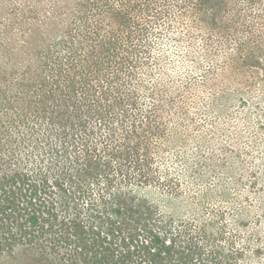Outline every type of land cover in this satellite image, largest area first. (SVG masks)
Returning <instances> with one entry per match:
<instances>
[{"label":"trees","instance_id":"16d2710c","mask_svg":"<svg viewBox=\"0 0 264 264\" xmlns=\"http://www.w3.org/2000/svg\"><path fill=\"white\" fill-rule=\"evenodd\" d=\"M26 1L15 3H22L20 26H30L20 48L32 55L16 78L0 69V107L34 105L40 114L32 122L51 134L36 140L49 141L54 160L43 169V161L38 166L22 156L31 153L1 146L11 156L0 162V254L22 248L34 254L32 264H239L233 251L210 249L201 229L172 233L149 206H115L93 222L94 215L86 220L77 209L63 212L59 197L72 200L76 191L85 198L83 171L89 162L95 178L104 172L108 189L115 182L160 184L152 150L167 132L164 112L175 111L181 97L152 90V102L142 106L138 75L152 60L153 44L178 22L181 43L199 37L204 58L224 62L214 71L263 74L264 0H55L53 7L67 2L61 6L67 34L46 47L42 61L35 54L38 46L30 48L41 26L22 20L41 9L26 7ZM32 115L21 111L17 117L24 123ZM73 176L80 183L70 192L66 181Z\"/></svg>","mask_w":264,"mask_h":264},{"label":"rangeland","instance_id":"374dc122","mask_svg":"<svg viewBox=\"0 0 264 264\" xmlns=\"http://www.w3.org/2000/svg\"><path fill=\"white\" fill-rule=\"evenodd\" d=\"M15 1L0 0V69L5 73L13 71L14 77L32 55L30 49L20 48L30 26H20L22 3L18 6ZM54 1L25 3L26 7L39 5L41 9L38 16L26 14L22 18L41 26L30 42V48L38 46L35 54L40 61L46 47L54 46L67 34L66 11L61 7L67 2L60 6L56 1L53 7ZM172 24L175 28L163 31L155 41L152 60L146 61L138 75L144 87L138 91L142 106L152 102V90L181 97L175 111L164 112L167 132L152 150L156 175L163 186L115 182L108 189L104 172L99 170L95 178L94 165L89 162L91 167L83 171L87 195L81 199L75 191L72 200L66 201L60 194L62 211L70 214L77 209V214L86 220L94 215L91 218L95 222L97 215L104 217L103 213L115 206H149L172 233L183 228L193 233L201 229L210 249L233 251L239 264H264V72L249 76L238 69L214 71L212 67L224 62L204 58L199 37L191 43H181L184 38H177L178 22ZM82 53L87 55V49ZM247 80L250 86L245 84ZM156 83L159 86L155 87ZM8 96L17 101L16 93ZM2 109L0 162L11 156L10 150L1 149L9 145L14 153H31L30 158L22 155L25 160L37 161L38 166L43 161V169L47 167L54 160L49 141L40 143L36 139L51 134H46L40 123L32 122L40 114L35 106L30 110ZM21 111L33 115L23 123L17 117ZM83 163L86 162H80L76 169ZM33 168L34 164L29 165V170ZM72 179L66 181L70 192L80 183L77 176ZM64 201L70 207L67 210ZM33 257L31 251L17 248L11 255L0 254V264H32Z\"/></svg>","mask_w":264,"mask_h":264}]
</instances>
